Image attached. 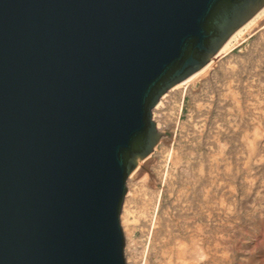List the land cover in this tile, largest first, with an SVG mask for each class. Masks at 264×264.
Here are the masks:
<instances>
[{
  "label": "water",
  "instance_id": "obj_1",
  "mask_svg": "<svg viewBox=\"0 0 264 264\" xmlns=\"http://www.w3.org/2000/svg\"><path fill=\"white\" fill-rule=\"evenodd\" d=\"M264 0H0V264H124L151 109Z\"/></svg>",
  "mask_w": 264,
  "mask_h": 264
},
{
  "label": "rangeland",
  "instance_id": "obj_2",
  "mask_svg": "<svg viewBox=\"0 0 264 264\" xmlns=\"http://www.w3.org/2000/svg\"><path fill=\"white\" fill-rule=\"evenodd\" d=\"M163 104L127 182L125 264H264V19ZM193 242L201 261L180 259Z\"/></svg>",
  "mask_w": 264,
  "mask_h": 264
},
{
  "label": "bare ground",
  "instance_id": "obj_3",
  "mask_svg": "<svg viewBox=\"0 0 264 264\" xmlns=\"http://www.w3.org/2000/svg\"><path fill=\"white\" fill-rule=\"evenodd\" d=\"M262 19H264V5L251 17L249 18L241 27H239L228 39L227 41L220 47V49L215 53V55L201 68L199 69L198 71H196L195 73H193L192 75H190L189 77H187L186 79H184L183 81H181L180 83L176 84L175 86L183 83L185 81V83L179 85L178 87H181V86H185L187 83L193 81L196 77H198L200 74H204L206 72L209 71V69L211 68V65L212 63H214L215 59H217L218 57H220L221 55L223 54H226L228 53L233 47H235V45H237L241 40L242 38L248 33V32H251L253 31L257 26H259L261 24V21ZM175 86L171 87L169 90H167L158 100V102L156 103V105L151 109V120L152 122L154 123L155 125V128L156 130L160 133V134H163V132H161L159 129H158V121H155L153 118V112H156L157 110L161 109L162 106L164 105L163 104V101L168 98L173 90L175 89H172L174 88ZM172 89V90H171ZM165 95V96H164ZM164 96V97H163ZM163 97V98H162ZM157 106V107H156ZM155 116V115H154ZM162 137L164 136H161L159 138V141L157 142V144L155 145V147L158 145V143L160 142V140L162 139ZM155 147L152 149V153L155 149ZM150 153V154H152ZM150 155H148L149 157ZM148 157L142 159L141 161H139L136 165V167L132 170V172L129 174V176L127 177L126 181H125V189H126V192H125V195L123 196V199H122V202H121V206H120V210H119V214H118V228H119V231H120V235H121V239H122V257H123V261H124V264H125V260H124V249H125V239H124V236H126V230L124 229L126 227V225L124 226L123 223H126V222H122L120 221V216H121V212H122V207H123V203H124V199H125V205L123 207L124 211L125 210H128V205L130 203H132L131 201L134 199V193H135V186L137 185V183H133L129 185L130 189L129 190V193L127 194V182H128V179L129 177L131 176V174L136 170V168L139 166V164L144 161L145 159H147ZM137 182V181H136ZM129 189V188H128ZM138 192V190H137ZM127 194V197L125 198ZM134 194V195H133ZM129 212V211H128ZM124 215V214H123ZM124 220V219H123ZM195 243V242H193ZM192 244V243H191ZM196 245V243H195ZM200 245V244H199ZM192 247H189L188 249H182L180 248V252H179V255H180V259H189V260H194V261H201V259L203 258V253L200 252L198 246H194L193 244L191 245ZM194 246V247H193ZM183 247V245H182ZM187 248V247H185ZM202 248V247H201ZM182 249V250H181ZM208 255V254H207ZM208 257V256H207ZM206 257L204 256V259ZM178 263V262H177ZM185 263V262H184ZM196 264V263H195Z\"/></svg>",
  "mask_w": 264,
  "mask_h": 264
}]
</instances>
